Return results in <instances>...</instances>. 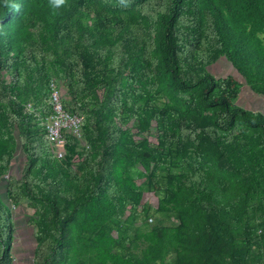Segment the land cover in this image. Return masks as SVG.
Masks as SVG:
<instances>
[{
  "label": "trees",
  "instance_id": "16d2710c",
  "mask_svg": "<svg viewBox=\"0 0 264 264\" xmlns=\"http://www.w3.org/2000/svg\"><path fill=\"white\" fill-rule=\"evenodd\" d=\"M220 57L264 95V0H0V166L20 144L10 199L37 214L35 264H240L264 250L254 223L264 224V114L233 102L235 76L207 70ZM53 79L88 142L77 151L66 133L62 162L38 127ZM128 117L139 133L156 121L158 144L137 140ZM76 154L86 158L72 171ZM171 165L177 173L152 175ZM136 166L160 194L157 211L179 218L140 225V253L118 250L110 224L138 214ZM12 225L0 192V264L13 262Z\"/></svg>",
  "mask_w": 264,
  "mask_h": 264
},
{
  "label": "rangeland",
  "instance_id": "374dc122",
  "mask_svg": "<svg viewBox=\"0 0 264 264\" xmlns=\"http://www.w3.org/2000/svg\"><path fill=\"white\" fill-rule=\"evenodd\" d=\"M145 4L147 5L148 10H151L154 6H157L156 1L145 2ZM207 70L218 78L227 77L228 75L235 76L242 83V85L240 87L238 96L234 98L233 102L248 111L261 112L264 114V95L252 91L250 86L246 84L244 78L237 72V70L225 57H220L218 59L215 58L211 60L207 65ZM52 81H55L58 85V88L61 92L62 102L65 106V90L63 88L62 82L57 79H53ZM47 99L48 96L45 99L46 103ZM156 102L159 106H162L164 103L168 102V98L160 95L157 98ZM32 106L33 102H28L26 110L28 112H32ZM49 113L45 115H43L42 112L37 114L38 117H43L44 119L43 121L39 122L38 127H40V129H42V133L45 134ZM125 121L126 125L130 126L135 132V138L137 140H140L143 137H147L153 145H157L159 139L164 135L159 130V126L156 121H153L150 128L144 133H139L137 131V124L134 118L128 117ZM199 123L200 124H194L192 129H201L202 123L204 124V122L200 121ZM52 146L54 150L53 154L58 157V161L60 162V158L64 157H59L57 155V148L54 145ZM86 148H88V142L86 137L82 135L81 138H77V151H83ZM161 152L165 154L163 150ZM85 158L86 157L81 154H76L73 157V160L68 163L69 165L67 167L72 171H77L79 165ZM25 163V154L20 144H18V146H15L13 159L10 162H7L4 166H0V192L4 200L11 206L12 210V264H35L34 252L39 241V235L37 234L38 227L36 225L37 214L31 206L30 201L22 197L15 202L10 199H13V195L16 194L15 191L18 190V180L20 179ZM168 172L177 173L178 166L171 165L170 167H167V169L165 167H159L155 174L152 175H156L162 178L165 177ZM132 173L142 188L141 195L136 202V209L138 214L136 215L132 211H126L120 218L114 217L111 220L110 224L113 229V234L118 240V250H122L125 252L135 251L137 253H140L142 244L140 243V238L137 233V228L140 225H143L145 223L176 225L179 223V218L176 214L173 213L162 214L157 211L160 194L157 192V190L152 188V184L149 181L148 175H146V172L141 166L134 167ZM128 207L130 206L128 205ZM129 218H131V220H128ZM256 218L254 219V223L259 224L256 232L258 234H262L264 233V224H262L259 220H256ZM260 227H262V229ZM260 230H262V232ZM135 243L138 245H135ZM251 249L253 251L251 255L245 257L240 264H264V250L262 249V247H256L255 245L252 246ZM167 262L168 264H171L170 260H168ZM223 264L237 263L230 258H226Z\"/></svg>",
  "mask_w": 264,
  "mask_h": 264
},
{
  "label": "built area",
  "instance_id": "2783aa9c",
  "mask_svg": "<svg viewBox=\"0 0 264 264\" xmlns=\"http://www.w3.org/2000/svg\"><path fill=\"white\" fill-rule=\"evenodd\" d=\"M50 88L47 104L51 111L47 118L46 135L48 141L57 148V155L64 157L66 153L65 134L71 133L76 138H81L84 117L65 108L60 89L55 81L51 82Z\"/></svg>",
  "mask_w": 264,
  "mask_h": 264
},
{
  "label": "clouds",
  "instance_id": "9594fccd",
  "mask_svg": "<svg viewBox=\"0 0 264 264\" xmlns=\"http://www.w3.org/2000/svg\"><path fill=\"white\" fill-rule=\"evenodd\" d=\"M55 3H56L57 5L63 4V3H64V0H55Z\"/></svg>",
  "mask_w": 264,
  "mask_h": 264
}]
</instances>
